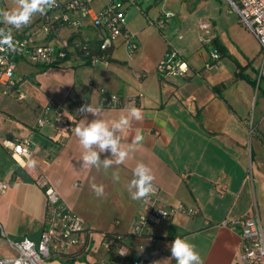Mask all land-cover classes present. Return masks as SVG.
I'll return each instance as SVG.
<instances>
[{"label":"crops","instance_id":"crops-1","mask_svg":"<svg viewBox=\"0 0 264 264\" xmlns=\"http://www.w3.org/2000/svg\"><path fill=\"white\" fill-rule=\"evenodd\" d=\"M108 2L99 4L93 0L94 9L100 10ZM33 18L35 21L32 19L22 30H14L13 35L26 36L35 47H54L59 39L86 37L96 50L101 32L89 21H83L77 33L69 26L49 33L40 28L41 15ZM168 25L169 22L159 29L155 22L131 16L125 24V36L130 35L137 45L133 54L127 53L122 36L95 64L71 52L61 65L48 69L35 65L24 80L16 69L17 86L24 94L21 101L15 93L2 94L0 87V180L9 184L0 201V224L5 237L39 242L46 207L37 181L46 180L62 205L81 217L90 230L89 252L76 258L63 257L67 264H95L106 235L123 237L129 260L143 258L153 264L169 259L168 245L180 237L195 245L204 264H242L239 234L224 224L257 215L264 226V118L255 120L259 124L251 140L245 124L250 116L251 93L257 85L260 89L264 84V80L257 82V77L254 81L249 75V66L257 62L260 47L251 36L257 43L256 55L242 52L246 60H236L234 78H228L230 67L225 71L217 61L215 68L207 71L205 64L210 56L200 45L193 46V41H182L185 36L172 38ZM168 49L178 51L185 60L186 77H162L157 72ZM226 53L229 55L227 48H222L220 56L226 58ZM252 69L258 73L257 67ZM233 85L236 91L244 92L246 99L236 103L231 94ZM258 92L253 111L258 108V99L264 97V89ZM113 95L119 97L120 104L113 108L100 104ZM79 104L102 106L101 118L106 121L118 119L130 106L142 110L143 119L132 121L131 127L121 133L125 148L138 131L142 142L123 164L114 165L107 174L81 161L84 149L75 128L85 116L88 121L94 116L84 113L77 117ZM60 107H64L69 119L75 120L72 133H65L58 125L36 126V119L45 109L53 114ZM25 140L31 141L32 150L27 159L14 158L4 146ZM100 155L101 159L110 158L111 153ZM139 162L152 170L161 204H183L199 212L196 217L176 215L150 224L147 235L152 236L151 242L133 232L139 215L145 212L140 201L132 200L127 191ZM113 171L119 172V182H113ZM217 181L226 186L223 194L215 192ZM92 183L104 186L103 197L95 195ZM5 237L0 235V256L14 257ZM63 258H52L45 264H57ZM163 264L176 262L172 259Z\"/></svg>","mask_w":264,"mask_h":264},{"label":"built area","instance_id":"built-area-1","mask_svg":"<svg viewBox=\"0 0 264 264\" xmlns=\"http://www.w3.org/2000/svg\"><path fill=\"white\" fill-rule=\"evenodd\" d=\"M152 0H109L108 4L100 10L94 9L93 0H57V7L49 10L46 15L41 16L43 30L52 32L58 27H67L78 32L82 27L83 21H89L91 26L101 32L96 54L92 51L89 38L64 40L59 39L58 44L52 46L39 47L31 46L29 39L25 36L13 35L16 42V51L0 52V87L4 95L16 94V99L21 101L24 94L21 93L15 79L17 62H30L41 66L42 68L54 67L63 64L71 54H79L86 62L95 64L98 59H104L114 47V44L124 36V46L128 54H133L137 45L130 35H126V9L124 3L131 6H138L143 2ZM157 1V0H155ZM230 12L236 14L238 22L245 28L250 35L257 40L260 47V62L258 64L257 82L264 80V0H226ZM155 25L162 29L170 18V15L162 14ZM201 28L208 30V25L201 24ZM209 60L205 64L207 71L215 68V63L219 56L209 54ZM157 72L162 77H186L188 75V66L178 53V51L168 49L163 55L157 66ZM138 100V98H137ZM130 102L136 103L135 99ZM100 104L104 107L117 106L118 96H110L107 100L102 99ZM79 104L75 115L82 116L84 113L78 112L82 107ZM247 121V120H246ZM75 120L69 119L64 107H60L53 114L45 109L36 119V126L58 125L65 133L70 134L74 130ZM249 134L256 133L254 120L246 122ZM6 149L11 151L12 156L29 158L32 152L31 141H17L12 144L4 143ZM38 187L45 196L46 216L43 229L40 233L38 243L28 238L19 241L11 240L5 237L2 225L0 224V235L7 240L8 247L15 253L14 257L0 256V264H45L52 258L72 257L87 254L89 248L90 230L86 227L85 221L76 213L69 211L62 205L57 192H55L45 180L37 181ZM215 192L223 194L226 186L217 181ZM151 194L147 200L140 201L141 207L145 211L139 215V219L133 228L136 236L144 238L151 242L152 236L147 235V228L152 223H161L174 218L176 215L198 216V210L193 207H187L183 204L175 207L161 204L158 199L159 188ZM9 184L5 180H0V201L3 199ZM208 225L209 223L206 222ZM230 230L237 231L240 238V260L242 264H264V226L259 223L258 216L247 217L246 219H234L229 224H224ZM101 255L96 259L95 264H151L143 258L128 259L129 250L124 245L123 237L116 235H106L101 245ZM121 252L127 253L120 255ZM113 255V259H110Z\"/></svg>","mask_w":264,"mask_h":264},{"label":"clouds","instance_id":"clouds-1","mask_svg":"<svg viewBox=\"0 0 264 264\" xmlns=\"http://www.w3.org/2000/svg\"><path fill=\"white\" fill-rule=\"evenodd\" d=\"M16 7L11 10L0 9V24L7 27H0V52L16 51V42L13 31L22 30L28 26L36 15H46L54 7H57V0H15ZM104 111L102 106L93 107L91 104L83 105L78 112L92 114L94 119L88 121L86 116L83 122L75 128V135L84 149L81 161L83 165L103 170L105 174L114 165L123 164L139 145L143 137L137 132L127 148L123 146L121 133L130 128L132 121H141L143 113L140 108L130 106L126 108V114L120 115L116 120L106 121L101 118ZM110 152L111 156L101 159V153ZM113 182L120 181V174L117 171L111 173ZM154 175L152 170L143 162L137 163L132 172V178L127 183V191L134 201L147 200L156 191L154 186ZM91 188L97 197L104 196V186L91 184ZM171 257L164 261L175 260L176 264H204L203 259L197 252L195 245L186 238L175 237L168 245ZM127 253L121 252L120 255ZM164 261H154L153 264H163Z\"/></svg>","mask_w":264,"mask_h":264},{"label":"rangeland","instance_id":"rangeland-1","mask_svg":"<svg viewBox=\"0 0 264 264\" xmlns=\"http://www.w3.org/2000/svg\"><path fill=\"white\" fill-rule=\"evenodd\" d=\"M94 1L95 3L102 4L105 0ZM14 7H16L15 0H0V9L11 10ZM124 9H127L125 13L127 22H130L131 16H137L153 23L161 18L163 16L162 14L170 15V18L167 20L164 19L166 23L169 22L170 36L177 40L185 36L182 41L187 39L193 41V46H195V43L196 46L200 45V48L208 55L214 53L221 59L220 54L222 48H227L229 55L226 53V58H222L220 61L218 59V62L222 64L225 71L227 66L230 67V70H233H231V75L228 78H234V72L237 67L236 60L244 61V55H256L257 43L253 40L250 33L239 24L236 14L230 12L226 0H152L151 2L140 3L138 6H131L129 3H124ZM33 20L35 21L34 18ZM201 24L208 25V30L206 31L201 28ZM3 27L7 26L4 25ZM40 28L43 30V25ZM206 39L211 40L204 41ZM208 45L211 46L208 47ZM206 47H208V51H206ZM259 62L260 56H258L257 62L255 61L252 66H249V75L254 81L257 77V71L254 72L252 68L255 69V67H258ZM35 67V64L30 62L19 61L17 75H19L20 79L22 78L24 80L26 79L27 71ZM259 86L257 85L254 92L251 93V104L248 109L250 116L246 121H250L252 124L254 120L256 132L259 124L256 121L264 118V102H262L264 101V97L258 99V108H256L258 111H253L259 93L258 90L262 91L264 89V84L261 85L260 89ZM232 89L231 94L236 103L237 100H242V98L246 99L243 91H236L234 85ZM248 138L251 140L252 136L248 134ZM57 264L67 263H65L63 258L57 261Z\"/></svg>","mask_w":264,"mask_h":264},{"label":"trees","instance_id":"trees-1","mask_svg":"<svg viewBox=\"0 0 264 264\" xmlns=\"http://www.w3.org/2000/svg\"><path fill=\"white\" fill-rule=\"evenodd\" d=\"M96 49H97V47H95ZM92 51H93V48H92ZM93 52H95V54H96V51H93ZM48 68H50V67H48ZM48 68H45V69H48Z\"/></svg>","mask_w":264,"mask_h":264}]
</instances>
